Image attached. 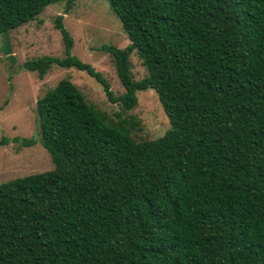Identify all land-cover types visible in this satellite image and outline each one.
I'll list each match as a JSON object with an SVG mask.
<instances>
[{"label":"trees","instance_id":"trees-1","mask_svg":"<svg viewBox=\"0 0 264 264\" xmlns=\"http://www.w3.org/2000/svg\"><path fill=\"white\" fill-rule=\"evenodd\" d=\"M107 1L129 40L102 48L123 93L71 54L63 14L66 56L23 67L85 71L122 111L153 90L169 128L136 139L134 118L59 80L36 101L54 167L0 183V264H264V0ZM55 2L68 13L75 0H0L7 53L10 31Z\"/></svg>","mask_w":264,"mask_h":264},{"label":"rangeland","instance_id":"rangeland-1","mask_svg":"<svg viewBox=\"0 0 264 264\" xmlns=\"http://www.w3.org/2000/svg\"><path fill=\"white\" fill-rule=\"evenodd\" d=\"M65 3L46 6L38 17L9 33V52L0 36V183L33 173L50 170L54 163L39 142L36 101L62 78H69L85 99L113 120L134 118L138 123L132 133L136 139H154L169 128V121L153 90L138 92V102L122 111L118 102H110L101 83L85 71L53 65L43 78L26 70L23 63L32 58L51 55L65 57L55 17L63 14V24L73 39L71 54L90 64L109 82L116 96L124 92L114 63L103 46L124 48L128 37L107 0H75L64 13ZM131 71L139 80L146 74L141 60L131 54ZM23 139L34 140L27 146Z\"/></svg>","mask_w":264,"mask_h":264}]
</instances>
